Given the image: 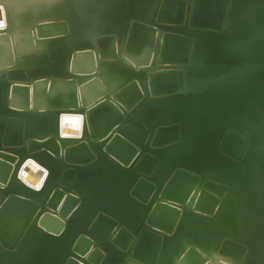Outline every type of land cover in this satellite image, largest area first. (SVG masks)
Masks as SVG:
<instances>
[{
    "label": "water",
    "instance_id": "1",
    "mask_svg": "<svg viewBox=\"0 0 264 264\" xmlns=\"http://www.w3.org/2000/svg\"><path fill=\"white\" fill-rule=\"evenodd\" d=\"M69 1H72L71 6L75 9L71 14L55 10L56 6L53 5L45 7L40 2L35 4L42 14L56 21L63 17L76 20L72 32L64 35L66 39L62 41L65 43L57 45L56 58L62 62L57 68L61 70L59 74L65 76L67 72V60H62L69 57V53L64 52L68 45L69 48H76L75 43L82 42L79 50L85 52L92 47L96 39L93 36L100 35L99 38L112 42L107 45L109 51L113 55H120L111 64H104L98 57L94 76H104L110 71L112 77L116 76L117 70L110 66L117 63L123 65L119 68L122 78L108 87L106 98L114 105L109 110V116L91 122L94 131L101 135V142L89 140L84 133L72 143L59 141L58 144L54 126L51 125L50 134H44L46 127L31 129L33 138L25 139H28L29 154L39 151L36 160L46 165L49 177L39 192L15 183L10 193L39 205L28 220L27 233L34 235L38 232V228H41L39 219L45 213L61 217L65 226L60 237L46 235L44 229L40 231V236L51 242L47 248L30 254L29 250L16 245L7 256L25 261L20 264H80L76 261L68 263V259L75 252L72 246L82 235L88 241L91 239L87 236L94 239L88 257L81 259L83 264H109L112 254L119 256L116 264H132L134 261L142 264H180L187 250L200 253L197 247L203 252L200 257L207 256L209 264H231L216 256L226 245L244 248L245 254L249 252V259L242 258L232 264H264V189L259 191V182L252 181L250 177L246 183H236L242 169L247 174L264 173V0H227L223 14H219L215 6L218 0H198L200 9L195 8L194 0H187L190 2L187 13L189 22L201 16L213 21L217 29L185 27L187 32L177 31L191 38L189 50L182 58L179 42L170 46L168 59L174 61L172 65L162 66L163 69L156 73L162 79L157 80L159 83L155 86L147 75V72L154 71V64L147 71H143V67H136L139 64L149 65L153 59V48L148 53L133 50L129 36L131 21L132 24L154 25L163 24L160 17L170 21L176 18L173 12L165 13L167 8H164L163 0ZM17 3L21 5L9 8L27 6ZM40 21L44 20L39 19L33 27V34L37 36L38 26L42 25ZM26 23L27 20L20 22V25ZM113 33H119L122 40L115 39L111 35ZM115 41H119L117 49ZM154 43V57L157 52L160 58L165 40ZM20 48L14 41L11 51L16 53ZM103 50L107 49L96 50L98 56ZM128 52L138 62L128 59ZM9 54L6 55L8 61L0 65V71L15 79V74L11 72L26 63L15 61L16 58ZM25 55L17 56L23 58ZM122 56L131 62L132 67L124 65ZM44 65L37 63L27 66V69ZM84 66L85 74L94 70V66L87 61L81 67ZM177 70L184 71L185 86H182L181 73ZM53 72L58 73L56 70ZM38 73L36 79L30 73L32 83L48 77L52 70L48 67L47 72ZM179 79L180 88L170 89ZM154 87L160 88V94L152 91ZM6 98L7 105L11 106L14 98L10 93ZM28 112L23 111L22 116ZM119 115L121 119L104 133L103 129ZM176 126V138L159 144L158 137L164 141L166 135L170 134L164 129L171 130ZM23 128L24 124L21 126ZM159 129L163 131L157 132ZM111 140L113 151L110 147L106 148ZM82 142L89 148L86 152L78 147L67 149L71 145H82ZM6 144L11 146V153L21 155L18 149L22 144L21 139H0V149ZM93 144L97 145V149L91 148ZM45 150L59 157V162L44 158ZM69 155L72 160L67 158ZM180 171L198 180L199 190L213 185L217 200H213V208L208 211L211 219L199 217L189 202L184 205L182 208L186 216L180 236L176 239L179 234H173L174 225L171 231L161 232L155 230L156 225L152 222L158 209L162 220L157 219L156 224L160 229L164 228L169 212L159 199H169L164 196L168 186L173 189L170 192L172 196L179 195L178 189L168 181ZM2 180L6 178L2 177ZM235 187L244 192L246 207L240 208L241 204H236ZM53 192H59L63 200L60 207L58 205L51 210L46 205ZM3 196L0 198V210L6 204L7 196ZM194 198L195 195L191 201ZM256 200L259 205L255 204ZM191 219L196 223L199 221L202 236L193 234L192 228L187 229ZM0 224L6 229L4 233L9 235L3 220H0ZM187 232L194 239H190ZM244 242L248 245L242 244ZM11 243L15 244L13 238ZM81 245L82 248L87 247L85 243ZM137 250L146 255L145 259L139 258ZM5 254L0 250V256Z\"/></svg>",
    "mask_w": 264,
    "mask_h": 264
},
{
    "label": "bare ground",
    "instance_id": "2",
    "mask_svg": "<svg viewBox=\"0 0 264 264\" xmlns=\"http://www.w3.org/2000/svg\"><path fill=\"white\" fill-rule=\"evenodd\" d=\"M199 1L194 0L195 8L197 9L201 8L198 4ZM17 2L23 3L27 6L13 8L11 10L9 6L21 5ZM39 2L45 7H51V5L56 6L55 10H60V12L68 11L71 14V12L75 11L74 6H71L72 1L69 0H0V65H3L8 61L6 55L8 56L9 53V56L11 55L12 58H16L15 61L26 63L25 65L19 66L18 70L11 72L15 74V79L4 75V73L0 71V139L4 140V138H6L9 140L11 138H18L21 139L22 143L21 147L18 148L21 154L20 156L16 154L14 155L13 151L11 153V151H9L11 146L8 144L5 146L3 145L0 149V198L4 197V194L7 196L5 206L0 210V220H3L7 225L9 229L8 234L11 235V237L6 235L4 233L5 228L0 224V250L6 252V256H0V264L24 263L25 261H19L15 259L14 256L9 257L7 254L13 251L16 245H18V248L21 247V249L29 250L28 253L30 254L32 251L35 253L39 252L42 248H47V246L51 244L49 240H45L40 236V231H43L44 229L46 235L60 237L63 233V227L65 226L64 220L61 217H55L50 213H45L40 217L38 223L42 229L38 228V232L34 235L27 233L26 228L28 220L39 205L33 201L23 199L20 196L10 193L12 190L11 186H15V183L22 184L33 191L39 192L44 187L47 178L49 177V170L46 165L41 164L36 160L39 151L29 154L27 141L28 139L33 138V135H31V129L33 127H46L44 134H50L52 129L51 125L54 126L57 132L58 144L59 141L63 144L72 143V140L81 138L84 133L89 140L101 142V135L94 131V126H91V122L94 120H102L106 118V116H109V110L113 108L114 105L112 101L106 98L108 87H110L112 83H117L122 78V75L119 73V68L123 67V65L117 63L114 66H110L112 69L117 70L118 74L116 76L112 77L111 71L109 72L111 76L109 74L104 76L101 75L99 77L94 76L95 72H97L98 57L101 58L100 61H104V64H111L110 62H113L112 60L120 55L119 53L113 55L107 46L112 42H109L105 38H99L100 35L93 36L96 37V39L92 42V47L85 52L79 50L83 45L82 42H76V48H69L68 45L64 49V52L69 53V57L62 60L64 62L67 60V72L65 76L59 74L61 70H57V68L62 65V62L60 59L56 58L58 57L56 56L58 54L56 53L57 45L65 43L66 36L64 35L65 33L69 34L72 32L76 20L72 17H63L64 19L58 21H56V19H51V17L42 14L35 6V4ZM226 3L227 0H218V2L215 3L219 14H223L226 10ZM64 4H66V8L64 7ZM163 6L164 8H167V11L165 12L166 14L174 13H172L176 16L174 20H162L160 17L159 20L163 22V24L154 25L132 24L131 21V32L129 36L134 47L133 50L137 49L142 52H147L153 48V62L151 61L149 65L139 64L136 66L143 67V71H147L148 67H152V64H154V71L147 72L148 79L153 86L159 83L157 80L162 79V76H159L156 73L163 69L162 66L172 65V61H174V59H168V50L170 46H172L174 42H179L181 48L180 57L182 58L185 57L189 50L188 43L191 38L186 34L177 33V31L185 32L187 27L190 29L199 27H211L217 29V26H214L215 24L213 21L207 20L201 16L195 17L192 22H189L187 19V13L189 11L190 2L187 0H163ZM39 19H43L44 21L39 22L42 25L38 26L39 29H37V36L36 33L33 34V27L36 26V21ZM26 20L28 23L20 25V22H25ZM164 23L167 25H164ZM131 34L133 36H131ZM111 35H114L117 40L121 37L119 33H113ZM120 39L122 40V38ZM162 39L165 40L162 54L160 58H158L156 52L154 57V49L156 48L154 41ZM14 41H17L18 45L21 47L16 53L11 51ZM115 43L117 49L119 41H115ZM99 48L107 50H103L101 55L98 56L96 50L98 51ZM129 52L128 55H126L127 58H132L133 61L138 62ZM25 53H27V56ZM21 54L25 56L23 58H18L17 55ZM122 58L126 61H124L126 67H132L130 65L131 62H129L127 58L124 56H122ZM85 61H87L90 66H94V70L88 72V74L84 73L86 72V67H81ZM37 63H45V65L30 69L31 72L27 69V66ZM48 67H51V75L48 77L44 76L42 79L34 83L31 82L32 79L29 77L31 74H33L34 79H36V77H38L36 73L39 71L38 75L41 72L45 73L47 72ZM53 70H56L58 73H54ZM177 71L179 74L181 73L182 86H185L183 83L184 71ZM151 76L153 77L150 78ZM174 76L176 75L174 74ZM52 77L61 78L53 79ZM179 81L180 79L174 86H170V89L175 90L180 88L181 84ZM136 83L140 87L139 83ZM152 91L156 94H160V88L154 87ZM9 93L14 98L11 106H8L6 102V97ZM23 111L29 112L26 116H22ZM6 115H10L13 118H9ZM120 119V115L115 117V121H110L107 127L103 129V132L106 133L107 129L115 125ZM23 124L24 128L21 129ZM14 125L15 127L13 129L12 127ZM47 127H49V129ZM176 128L177 126L173 127L171 130L164 129V132L169 131L170 134L166 135L167 138L164 141L161 137H158V143L163 144L164 142L168 143L170 140H174L176 138ZM11 130H13V132H11ZM161 130L162 129H159L157 132H160ZM26 138L28 139L25 140ZM111 143L112 140L107 144L106 148L110 147ZM75 147H78V149L83 152L89 150L87 144L84 142H82V145H71L67 149ZM91 148L97 149V145L93 144L91 145ZM109 149L112 151L114 150L112 147ZM44 156V158L49 160L58 161L59 159V157L48 150H45ZM67 158L72 160L70 155ZM63 159H65V157ZM2 177L6 178V180H2ZM248 177H250L252 181L259 182V191L264 189V173L247 174V172L242 169L241 180L236 177V183H246ZM169 182L178 189L179 195L172 196L170 192H173V189H171L170 186L167 187L168 189L165 191L164 196L169 199H159V202L165 205V210L169 212V215H166L167 221L165 226L163 229H160L159 225L156 224L157 219H160V221L162 220L158 209L154 213L152 223L156 225L155 228L157 229L155 230H161V232L167 230L171 231L174 225L173 234L178 232L179 235L176 237V239H178L186 216L182 207L189 202L192 205L194 212H197L196 214L199 217L211 219L208 211H211L213 208V200L217 198L215 195L217 194V191L214 190L215 187L213 185H207L206 189L199 190L198 180L196 181L194 177L183 171L174 174L168 183ZM235 190L237 194L235 198L236 204H241L240 208L246 207L247 204L245 203L244 192L238 187H235ZM193 195H195V198L191 201ZM210 197L212 198L211 204H209ZM49 199V203L46 206L53 210L52 208H55L58 205V207H60L63 197L59 192H53ZM255 204L259 205V201L256 200ZM22 222L23 224H21ZM198 223L191 219L187 229L192 228V233L200 237L202 236V231L200 224ZM187 235H189L188 232ZM87 237L90 238L91 241H88V239L82 235L77 238L72 246V250L75 252H73L71 258L68 259V263L73 261L80 264L84 263L81 262V259L88 257L89 249L94 242V239L89 236ZM11 238L14 239L15 244L11 243ZM190 239L194 238L190 236ZM81 243H85L87 247L82 248ZM242 244L248 245L246 242ZM197 249L200 253H203L200 248L197 247ZM244 250V248H239L238 246L226 245L218 251L216 256H218L219 260L223 262L226 260L232 264L236 260L250 258L248 256L249 252L245 254ZM136 253L140 259H145L146 255L144 253H140L139 250H137ZM200 253L190 249L187 250L181 257L180 264H209V262L206 261L208 257H200ZM118 257L119 256L115 254L110 255L111 261L109 264H116V262L119 261ZM132 264L142 263L134 261Z\"/></svg>",
    "mask_w": 264,
    "mask_h": 264
}]
</instances>
